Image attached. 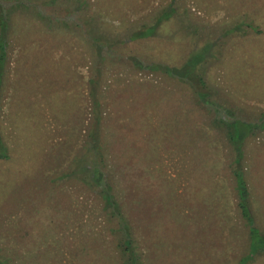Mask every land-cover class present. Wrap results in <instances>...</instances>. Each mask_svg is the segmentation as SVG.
<instances>
[{
	"label": "rangeland",
	"instance_id": "obj_1",
	"mask_svg": "<svg viewBox=\"0 0 264 264\" xmlns=\"http://www.w3.org/2000/svg\"><path fill=\"white\" fill-rule=\"evenodd\" d=\"M21 1L0 4L1 264H123L82 179L94 85L134 264H264V127H253L264 111V0ZM166 6L152 33L131 37ZM65 8L81 29L62 25ZM87 29L113 50L99 53ZM130 54L171 65L203 55L202 83L138 70ZM194 88L215 103L205 109ZM223 114L241 123L230 126L255 237L235 205Z\"/></svg>",
	"mask_w": 264,
	"mask_h": 264
},
{
	"label": "trees",
	"instance_id": "obj_2",
	"mask_svg": "<svg viewBox=\"0 0 264 264\" xmlns=\"http://www.w3.org/2000/svg\"><path fill=\"white\" fill-rule=\"evenodd\" d=\"M23 3L21 0H14V2L10 6H14L17 3ZM3 3V0H0V4ZM5 7V6H4ZM170 6H166L157 17L154 18L152 22L146 24L145 22L141 23V27L137 28L132 32L131 37L147 35L152 33L153 29L157 26L161 19L166 18L169 15L168 8ZM7 8L5 11L2 9L0 11V82L3 73V61H4V53H5V29L7 27ZM64 16H60L58 18L62 19V25L67 26L69 23L75 24L78 28L81 29V26L84 22H81L79 17H75V9L66 8L64 9ZM68 12V13H67ZM66 13V14H65ZM76 20V21H75ZM73 21V22H72ZM89 33V39L96 48L99 53H103L104 51H109L111 45L106 42L105 38L91 33L89 29H87ZM108 44V45H107ZM203 55L193 59L192 61L181 62L179 65H171L163 61H153V60H141L135 54H130L126 61L129 62L132 66L137 68L138 70L147 71V72H157L160 74H164L166 76L176 77L183 80L186 83L192 84V82H200L202 83L201 75L197 72L196 66L199 65L198 62L202 60ZM195 70V71H194ZM193 75V76H191ZM91 81V78H90ZM97 86H93V90L91 91L90 100H91V108H90V116H91V132L88 134L87 140V151L89 153L88 160L86 159L83 166L85 168V174L82 177L84 184L95 191L97 197L99 199L101 210H103L104 215L107 219L113 222V227L111 229V233L118 232L119 234V246L120 252L123 256V264H134L135 258L131 255L136 251V243L134 239V233L132 231V225L130 219L126 217L125 212L123 211L120 201L118 198V189L116 188V183L118 184L117 177H111L110 172L108 171V165L106 163V156H103L102 148H101V138H100V124L103 111L99 109L101 104L100 98L96 95ZM195 99L201 103V105L205 108L210 107L215 103L214 100L208 98V93L200 90L199 88H194L193 90ZM214 101V102H213ZM218 103V102H217ZM213 107V106H212ZM205 108V109H206ZM261 119L258 122H255L256 126H253L255 129L259 127V124L264 127V111L261 113ZM259 114L257 113V116ZM226 114H223V118L225 120ZM222 119H218V122H221ZM229 120H225L226 123H222L221 133L224 136L228 149L233 150L236 156H230L229 164L230 167V183L231 188L234 191V199L235 205L244 219L246 225L249 228L248 235L250 237L257 236L256 229L250 225L251 217L250 212L247 206L246 194H247V185L243 175L242 168V156L239 153V146L234 141L232 127L230 124H241L240 121L235 123V120L227 117ZM246 125H250L248 121L245 120ZM235 163V164H234ZM114 162L111 160V165ZM124 213V214H123ZM113 231V232H112ZM261 245L260 247L264 249V239H260ZM1 264V260H0Z\"/></svg>",
	"mask_w": 264,
	"mask_h": 264
}]
</instances>
